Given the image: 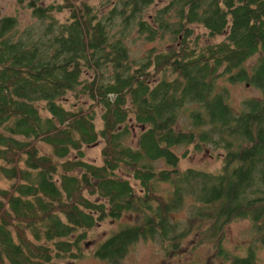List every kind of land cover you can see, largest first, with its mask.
<instances>
[{"label": "trees", "instance_id": "1", "mask_svg": "<svg viewBox=\"0 0 264 264\" xmlns=\"http://www.w3.org/2000/svg\"><path fill=\"white\" fill-rule=\"evenodd\" d=\"M72 1L17 0L35 20L0 21V264L81 258L90 230L130 211L141 224L112 232L101 255L206 225L219 241L237 217H264V0H114L104 13ZM134 30L170 43L132 58ZM225 75L260 96L234 110ZM204 145L221 168L181 165ZM189 201L195 224L171 220Z\"/></svg>", "mask_w": 264, "mask_h": 264}, {"label": "rangeland", "instance_id": "2", "mask_svg": "<svg viewBox=\"0 0 264 264\" xmlns=\"http://www.w3.org/2000/svg\"><path fill=\"white\" fill-rule=\"evenodd\" d=\"M42 4L49 5L52 3H62L64 0H39ZM88 1L90 4L94 5L95 7H99L102 13H104L109 7L110 4H108L110 1L114 0H85ZM72 2H77V0H73ZM0 9L2 11V17L6 16H16L19 25L21 27H24L30 23H32L35 18L33 16L32 10L27 6L20 5L16 0H0ZM70 15V8H66L61 12H55V17L59 18L60 20L66 19ZM197 32L203 31L204 29L201 26H195ZM135 30L132 32V37L130 40L132 41L129 43L131 56L135 59H140L145 52H147V49L150 48H156L158 51L165 48L169 43L170 39L166 38H158L155 41H146L142 37L135 35ZM220 37L215 38V40H219ZM202 41H205L202 39ZM214 41V39H213ZM254 60H249L248 66L252 64ZM228 75H225L223 79L219 80V85L228 86L230 88L231 92V99L228 100L230 105L232 106H239V108H236L235 106H232L234 110L239 111L241 109L242 101L243 99L247 97H254V96H260V91L256 89L254 86L248 84L247 82H230L226 78ZM74 100L73 95L68 96L67 103H72ZM184 118L187 119V114L183 113L181 117V121L183 122ZM98 126H101L102 122L101 119H97ZM138 131V129L136 130ZM135 137L132 138L134 140ZM103 142L102 140L98 141L97 143L91 144L88 147H86V153L88 159L93 160H100L101 157V148H102ZM184 148H180L179 153H182ZM181 165L182 166H191L195 168H201L203 170L207 171H215L221 168L222 162L217 157V151L213 150L212 147L209 145H204L202 150H191L190 154L185 157L184 159H181ZM158 166H163V163H158ZM137 189H139V185H135ZM173 186L169 183L165 182H158L156 184V192L160 197L163 199L169 198L171 195V190ZM190 199H187V201ZM191 206V202L189 201L187 203L186 209L179 210L174 213L173 217L176 219V221H182L186 224H192L194 221L192 217L189 215V209ZM244 220V219H243ZM140 221V216L137 213L134 212H126L120 219L117 221H112L109 218L104 219L102 222H99L92 230H90L87 234L86 239L82 242L81 248L83 255L81 258L75 259V260H62L63 264H96L92 258H90V254L93 252L94 249V242L108 237L112 232L116 231L120 227L127 225V224H134ZM195 224V223H193ZM244 225H250V220H244V221H237V219H234L233 221L229 222V224L226 226L224 235L229 240L230 238H235L237 235V231L240 226ZM199 233L200 231L197 230ZM251 231V230H250ZM241 233V232H240ZM239 233V234H240ZM244 233H247V230H244ZM105 234V235H104ZM204 234V233H203ZM205 235V234H204ZM202 240H207L204 242H211V247H214L216 244L215 238H209L205 239V237L201 238ZM215 244H214V243ZM147 241L142 239L137 249L140 250H147L149 247L146 244ZM229 245V242H227Z\"/></svg>", "mask_w": 264, "mask_h": 264}, {"label": "flooded vegetation", "instance_id": "3", "mask_svg": "<svg viewBox=\"0 0 264 264\" xmlns=\"http://www.w3.org/2000/svg\"><path fill=\"white\" fill-rule=\"evenodd\" d=\"M0 13L1 21L5 17H2L1 9ZM134 213L138 214V212ZM138 215L140 221L129 225L141 224V214ZM236 219L237 221L249 219L250 225L240 226V231H237L236 237L230 238L228 241L225 240L227 238L223 235L219 241H216V244L213 242L214 247H211V242H204L207 240L201 239L206 236L204 234L210 228L209 225H206L201 228L200 233L197 231L199 228H196L190 233H167L161 235L162 237L137 236L126 253L111 258L99 253V249L105 241V238H103L93 243L95 245L90 258L96 264H264V217L257 220L249 217H237ZM111 220L117 221L118 219ZM171 220L176 222L173 216ZM178 222L185 224L182 221ZM244 230H247V233H244ZM142 239L147 241L146 244L149 247L144 251L137 249ZM227 242H229V245Z\"/></svg>", "mask_w": 264, "mask_h": 264}, {"label": "water", "instance_id": "4", "mask_svg": "<svg viewBox=\"0 0 264 264\" xmlns=\"http://www.w3.org/2000/svg\"><path fill=\"white\" fill-rule=\"evenodd\" d=\"M1 14V13H0Z\"/></svg>", "mask_w": 264, "mask_h": 264}]
</instances>
